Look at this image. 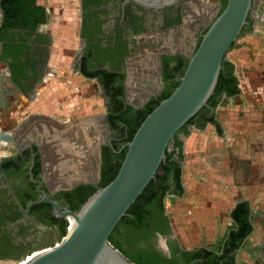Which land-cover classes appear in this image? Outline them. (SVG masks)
Returning <instances> with one entry per match:
<instances>
[{
	"label": "flooded vegetation",
	"instance_id": "af4514ba",
	"mask_svg": "<svg viewBox=\"0 0 264 264\" xmlns=\"http://www.w3.org/2000/svg\"><path fill=\"white\" fill-rule=\"evenodd\" d=\"M221 6L222 0L216 3L183 0L156 12L141 8L130 0H70L50 9L43 0H20L15 15L5 26L0 9V83L6 81L9 84L5 94H9L10 101L17 95L29 105L36 100V91L46 90L52 84L57 90H63L56 96V104L62 109L58 114L45 111L41 106L38 111L18 112L23 116L14 122V114L9 112L7 124L11 126V140L1 145L6 153H0V263L18 261L40 247L42 239L59 237L63 219L53 215L51 205L34 203L28 206L40 199L38 191L55 202L59 210L73 212L72 206L76 203L73 192L80 186L94 189L89 184L71 188L66 181L73 172L70 168H64L61 177L54 176L59 169L55 171L48 163L50 155L56 156L51 151L58 148L68 155L75 151L86 155L90 148L97 169L95 186L99 187L102 174L107 175L106 179L113 174L114 156L125 145L127 128L120 121L136 122L139 111L172 90L201 35L219 14ZM251 6L247 25L238 39L250 34L256 25L264 32V0H252ZM54 9L57 15L53 16V24L59 29L66 26L62 22L64 9L70 11L76 23L71 52L68 55L60 49L55 55L58 65L52 69L48 60L53 52L55 34L49 18ZM261 35L264 33L260 32ZM66 58L69 61L65 64ZM231 67L237 94L239 85L234 67ZM80 83L84 88L78 91ZM77 93L99 97L100 112L82 122L76 121L72 117L76 100L72 105L59 101L68 96L73 99ZM47 95L43 100L53 97ZM0 98L4 99V95ZM224 98L227 96L223 94L215 96L212 112L205 113L206 118L211 117V122L214 110ZM47 117L66 125L50 144L47 138L51 130H47L46 122L40 119ZM198 119L199 116H195L191 124L179 130L166 149L168 161L175 162L179 172L188 135L209 124L198 126ZM25 127L28 128L24 130ZM85 138L90 140L88 145ZM114 145L118 146V151L102 152ZM169 186L170 192L162 198V216L166 218V224L158 221L152 211H143L146 217L143 235L146 245H150L144 250L149 258L155 264H234L237 247L224 252L236 242L230 228L226 227L224 234L211 243L202 240L190 248L173 236L164 212V201L168 196H179L181 187L179 195H174ZM158 229L165 233H158Z\"/></svg>",
	"mask_w": 264,
	"mask_h": 264
},
{
	"label": "water",
	"instance_id": "95a60500",
	"mask_svg": "<svg viewBox=\"0 0 264 264\" xmlns=\"http://www.w3.org/2000/svg\"><path fill=\"white\" fill-rule=\"evenodd\" d=\"M130 1L157 12L183 0ZM251 3L252 0H225L223 9L211 21L189 56L178 85L145 116L130 141L122 147L125 148L122 161L109 183L101 188L95 186L97 169L89 148L86 155L75 151L69 155L73 158H67L61 166L55 165V171L59 169L56 177H61L64 168L73 171L66 180L71 188L89 184L94 191L75 212L59 210L55 202L38 191L40 199L28 206L34 203L51 205L53 215L66 221V232L58 243L23 256L18 264H132L110 245L108 236L154 179L159 165L165 160L169 143L180 128L202 108L212 112L207 100L213 95L225 53L235 46L242 28L247 25ZM40 119L46 122L47 130L61 131L66 127L53 118ZM179 138L183 139L182 136ZM94 146L97 148V143ZM50 157L48 163L53 166L56 158ZM80 158L85 160V167L84 164L82 168L78 167Z\"/></svg>",
	"mask_w": 264,
	"mask_h": 264
},
{
	"label": "crops",
	"instance_id": "0c3cea01",
	"mask_svg": "<svg viewBox=\"0 0 264 264\" xmlns=\"http://www.w3.org/2000/svg\"><path fill=\"white\" fill-rule=\"evenodd\" d=\"M260 32L264 33L254 26L227 51L225 60L234 67L238 92L222 100L211 123L188 135L182 152L181 193L164 201L172 234L180 241L194 238L190 233L194 229L202 232L204 242L223 235L226 227L236 232L232 214L241 216L243 211L239 222L248 231L237 245L234 264H264V36ZM5 82L0 83V96H5ZM15 96L12 101L0 98V111L14 112L13 106L22 100Z\"/></svg>",
	"mask_w": 264,
	"mask_h": 264
},
{
	"label": "trees",
	"instance_id": "16d2710c",
	"mask_svg": "<svg viewBox=\"0 0 264 264\" xmlns=\"http://www.w3.org/2000/svg\"><path fill=\"white\" fill-rule=\"evenodd\" d=\"M20 0H1L0 9L3 14V26L8 25V21L13 18L17 11V5L19 6ZM225 5V0H222L221 10ZM220 10V12H221ZM219 12V13H220ZM185 67V65L183 66ZM232 67L231 65L223 59L221 63V69L217 78V82L213 91V95L207 100V105L209 107H214L216 105L214 98L215 96L225 95V96H233L236 93L235 82L232 77ZM178 85V82L174 84L172 90L155 102H151L146 105L141 111L138 112V119L136 122L132 121L130 123L127 120L120 121L124 124L125 129L127 130L125 133L126 139L125 143L129 142L133 133L145 118V116L158 104L159 101L166 98L173 89ZM208 110L206 108H202L198 113H196L191 119L187 121V123L180 128H184L186 125L191 124L195 118V116H199L198 126H202L204 123H210L211 117L206 118L205 113ZM132 124V125H130ZM179 132V131H178ZM175 138V137H173ZM110 153L118 151V146L114 145L112 148H106L102 152ZM125 152V148L119 151L118 154L114 156L116 165L114 167L113 174L107 178L106 174H102L101 182L99 188L104 187L107 183H109L114 175L116 174L119 165L122 161L123 155ZM169 155L165 151V160L159 165L156 175L153 180H151L147 186L143 189L140 195L135 199L134 203L129 207L126 212V215L122 217L110 235L108 236V242L112 245L117 251H119L128 261L132 264H155L151 258L145 253V246L147 240H145V236L143 235V230L145 228L144 220L146 217L143 216L147 211H152L155 218L162 223L166 221V218L162 216V198L165 194L169 193V185L172 186V194L179 195L180 193V172L179 168L175 162H169ZM171 172V173H170ZM94 189L89 186H80L74 192V198L76 203L72 206L73 212H75L78 207L85 201V199L93 193ZM237 210H240L237 209ZM236 211V209H235ZM237 212L232 214L233 220L237 221V231L231 233L233 240L236 241L235 244L231 243V247L224 250V252L230 251L233 248L237 247V243L242 240V238L246 235L248 229L245 227L244 223H240V217H243V211L241 212V216ZM166 224V223H165ZM67 223L62 220L60 223V233L58 239L63 237L66 232ZM122 230V232H121ZM159 230V231H158ZM158 233L164 234V230L158 229ZM122 233V234H121Z\"/></svg>",
	"mask_w": 264,
	"mask_h": 264
},
{
	"label": "rangeland",
	"instance_id": "374dc122",
	"mask_svg": "<svg viewBox=\"0 0 264 264\" xmlns=\"http://www.w3.org/2000/svg\"><path fill=\"white\" fill-rule=\"evenodd\" d=\"M70 0H43V3L48 5L50 9L54 8V5L58 6L60 3H64V2H68ZM210 3H216L218 2V0H209ZM70 11H66L65 9L62 10V19H64V21H62V19L59 20V22L61 23L64 22L66 23V26H64L63 28L59 29V26H56L55 24H53L54 19L53 16H56L57 14L55 13V9L51 12L50 18H49V24L50 27L52 29V32L55 34V41H54V48H53V52L51 54V56L49 57L48 60V64L49 67H51L53 69V67L56 65H58V62L55 61V55L56 53L60 50V49H64L65 52H71V48H73L74 46V42L72 41V38L74 37L73 35V27L76 23V20L73 18V15L69 14ZM57 13V11H56ZM57 21V20H56ZM59 24V23H58ZM69 55V54H68ZM226 55V54H225ZM69 60L66 58L64 63L66 64V62H68ZM52 87H46V90H38V92L36 91V95H35V101L31 102L29 105H27L23 99L21 100V103L19 106L15 107L13 106V110L14 112H12L14 114L13 116V120L15 121H19V118H22L23 115L19 114L18 112L24 110L25 112L27 111H38L39 109H44L45 111H50L54 114H58L59 111H61L62 109L59 108V106L56 104V96L61 94V92L63 90L56 88V86H54L53 84L51 85ZM5 89H7L9 86L8 84L5 82L4 85ZM84 88V84L80 83L79 84V90H82ZM47 94H51L53 97L51 98H47L43 100V97L45 98V96H49ZM9 94H5L4 98L7 99V101H9L10 99L8 98ZM55 97V98H54ZM34 98V97H33ZM65 99V100H64ZM64 101H59V103H70L72 105V103H74V101L76 100V106H75V112L73 111V115L72 117L78 122H82L83 119L87 118V117H91L94 116L96 113H99L101 110V101L99 100V97H97L96 95L92 94V95H87V94H81V93H77L75 94V97L72 99V96H68L67 98H64ZM42 106V107H41ZM10 107V106H9ZM26 107H28V110L26 109ZM63 107V106H62ZM64 111H66V106L64 105ZM11 111V109L9 111H0V134H8L9 135V130L11 129V126H9L7 124V118L10 116L9 112ZM67 112V111H66ZM84 116V117H83ZM81 117V118H79ZM89 119V118H88ZM85 122V121H84ZM86 142H90V140L87 138H85ZM87 142L86 145H88L89 143ZM5 147L0 145V153L5 152L6 153V149H4ZM90 149V148H89ZM66 156H69L68 154H65ZM193 226L194 224H191V230H193ZM186 230V231H185ZM185 230L183 231L185 238L187 236V233H189L187 231V227L185 228ZM191 234L194 235V238H186L185 240H182V244L185 247L190 248V246L192 245H197L199 243H201L202 239V233L201 232H197L196 229H194L193 231H190ZM211 236V235H210ZM211 239V238H210ZM60 239L58 238H53V237H46L44 239L41 240L42 245L40 247H38L37 249H32L31 251H29L28 253H26L24 256L29 255L31 252L36 251V250H40L43 248H47V247H51L54 244L58 243ZM208 243H211V240L208 239L207 241ZM21 259H19L18 261H14V262H4V263H0V264H16L20 261Z\"/></svg>",
	"mask_w": 264,
	"mask_h": 264
},
{
	"label": "bare ground",
	"instance_id": "6f19581e",
	"mask_svg": "<svg viewBox=\"0 0 264 264\" xmlns=\"http://www.w3.org/2000/svg\"><path fill=\"white\" fill-rule=\"evenodd\" d=\"M53 132H56L57 134H56V136H54L52 133H51V131L49 132V136H48V138H47V140H48V144H50V140H55L58 136V134H59V131H60V129H54V130H52ZM11 139V138H10ZM9 140V135L8 134H0V145H4L7 141ZM57 142V141H56ZM52 143V142H51ZM54 144V143H53ZM52 145V144H51ZM48 146V145H47ZM50 147V146H49ZM54 147V146H53ZM56 148V147H55ZM52 149V148H51ZM61 150V149H60ZM69 150V149H68ZM71 151V150H70ZM56 152V153H55ZM62 152V151H61ZM59 150H58V148H56V149H53V151H51V153H53L54 155L56 154V156H55V158H56V163H54V166H52V167H55V165L56 164H58L59 166H61L62 165V163L67 159V158H73L72 156H66L65 154H68V153H61ZM69 152V151H68ZM48 153V152H47ZM71 153V152H70ZM48 155H50V154H48ZM63 156V157H62ZM53 157V156H52ZM84 164V167H85V160L84 159H82V158H80V162H78L77 163V165H79L78 167L80 168H82V165ZM51 166V165H50ZM55 169V168H54ZM16 264H18V263H16Z\"/></svg>",
	"mask_w": 264,
	"mask_h": 264
},
{
	"label": "built area",
	"instance_id": "2783aa9c",
	"mask_svg": "<svg viewBox=\"0 0 264 264\" xmlns=\"http://www.w3.org/2000/svg\"><path fill=\"white\" fill-rule=\"evenodd\" d=\"M12 264H14V263H12Z\"/></svg>",
	"mask_w": 264,
	"mask_h": 264
}]
</instances>
